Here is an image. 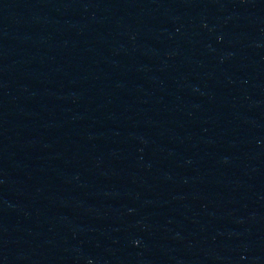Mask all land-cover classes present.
<instances>
[{"label":"water","instance_id":"1","mask_svg":"<svg viewBox=\"0 0 264 264\" xmlns=\"http://www.w3.org/2000/svg\"><path fill=\"white\" fill-rule=\"evenodd\" d=\"M0 264H264V0H0Z\"/></svg>","mask_w":264,"mask_h":264}]
</instances>
